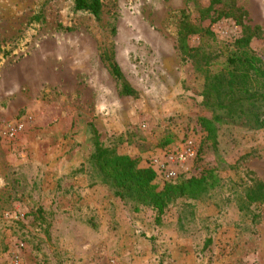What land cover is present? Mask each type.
Segmentation results:
<instances>
[{"label":"rangeland","instance_id":"obj_1","mask_svg":"<svg viewBox=\"0 0 264 264\" xmlns=\"http://www.w3.org/2000/svg\"><path fill=\"white\" fill-rule=\"evenodd\" d=\"M101 4L94 19L70 0H0V128L32 119L0 141V264H264V202L245 197L264 184L263 131L221 126L215 148L196 132L211 117L205 70L221 69L243 26L259 28L250 47L264 57V0ZM182 44L210 66L198 71ZM93 131L142 161L190 135L200 150L190 176L214 169L218 186L159 221L148 206L135 213L90 163Z\"/></svg>","mask_w":264,"mask_h":264},{"label":"trees","instance_id":"obj_2","mask_svg":"<svg viewBox=\"0 0 264 264\" xmlns=\"http://www.w3.org/2000/svg\"><path fill=\"white\" fill-rule=\"evenodd\" d=\"M70 1L77 13L99 18L101 0ZM258 31L257 27L243 26L240 36L231 44L221 69L214 74L205 70L203 105L211 112V117H200L196 129V132L202 133L203 145L215 148L219 128L224 125L232 124L250 130H262L264 133V57L250 47L252 40L259 36ZM204 34L213 36L209 29H205ZM184 38L181 34L180 42ZM185 48L182 44L181 50L188 59L193 60L198 71L202 70L201 63L210 66V57L202 55L201 59L198 58L199 49L193 50L195 53L190 55L185 52ZM108 67L112 78L120 84V94L123 97H134L135 93L125 84L118 65L110 61ZM93 132L94 150L90 155V163L101 179L114 188V194L119 200L132 203L135 213L139 207L148 206L155 211L156 220L159 221L169 204L185 198L199 199L218 186L219 180L214 169L203 170L196 176L181 177L173 183L158 182L155 171L142 165L144 161L139 156L117 154L113 149L104 147L96 132ZM174 145L167 138L156 144L160 149L172 148ZM245 197L249 203L264 202V184L254 183L246 190Z\"/></svg>","mask_w":264,"mask_h":264},{"label":"built area","instance_id":"obj_3","mask_svg":"<svg viewBox=\"0 0 264 264\" xmlns=\"http://www.w3.org/2000/svg\"><path fill=\"white\" fill-rule=\"evenodd\" d=\"M31 122L30 116H24L4 125L0 128V141L14 139ZM197 151L198 144L189 135L172 148L154 151L144 163L146 167L155 171L158 182L173 183L181 177L190 175Z\"/></svg>","mask_w":264,"mask_h":264},{"label":"crops","instance_id":"obj_4","mask_svg":"<svg viewBox=\"0 0 264 264\" xmlns=\"http://www.w3.org/2000/svg\"><path fill=\"white\" fill-rule=\"evenodd\" d=\"M142 165H144V162L142 163Z\"/></svg>","mask_w":264,"mask_h":264}]
</instances>
